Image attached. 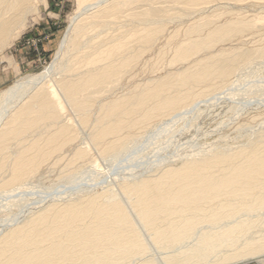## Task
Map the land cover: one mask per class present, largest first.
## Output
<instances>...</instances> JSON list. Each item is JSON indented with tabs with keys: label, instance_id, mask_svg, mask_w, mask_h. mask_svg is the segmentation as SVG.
Listing matches in <instances>:
<instances>
[{
	"label": "bare ground",
	"instance_id": "1",
	"mask_svg": "<svg viewBox=\"0 0 264 264\" xmlns=\"http://www.w3.org/2000/svg\"><path fill=\"white\" fill-rule=\"evenodd\" d=\"M36 1L0 0V51L34 12ZM77 2L59 46L58 57L65 49L69 54L60 79L52 78L55 60L46 71L0 93L4 197L26 185L77 139L70 110L78 114L81 126L91 124L89 143L99 156L123 161L156 120L169 117L166 123H172L223 96L236 83L232 78L264 64L263 47L213 51L197 58L261 25L242 18L222 25L205 20L194 23L188 33L206 35L189 38L176 51L173 61L188 66L115 98L135 61L168 24L226 4L264 5V0ZM96 111L93 119L88 113ZM14 146L17 151H12ZM76 151L73 162L88 161V151ZM91 166L98 168L97 162ZM86 173L84 166L74 167L66 181L88 177ZM118 189L117 200L104 190L89 198L49 202L25 221L15 220L16 225L0 234V264H264V132L245 149L189 158L149 177L128 178Z\"/></svg>",
	"mask_w": 264,
	"mask_h": 264
},
{
	"label": "rangeland",
	"instance_id": "2",
	"mask_svg": "<svg viewBox=\"0 0 264 264\" xmlns=\"http://www.w3.org/2000/svg\"><path fill=\"white\" fill-rule=\"evenodd\" d=\"M35 3L34 12L26 17L21 26L12 31L8 44L0 51V93L22 78L46 71L55 60L56 67L53 69L52 78L58 80L62 76L61 69L69 54L65 49L58 57L59 46L71 26V17L78 10V2L37 0ZM241 18L258 21L257 23L261 25L257 24L256 29L244 33L243 36L241 34L231 40L225 39L223 43L201 53L197 58L210 55L213 51L216 53L242 48L246 50L264 48V5L248 2L240 5L226 4L221 8L210 9L203 16H193L168 24L162 36L135 61L114 93L115 98L127 93L133 94L137 88H145L148 84L164 79L169 74L188 66V62L175 63L173 60L182 42L206 35V32L190 35L188 29L194 23L210 20L215 25H222L226 21ZM242 75L238 77L239 79L235 77L231 79V82L236 83L220 98L205 102L206 105L200 104L196 110L172 123H166L169 122V117L156 120L150 133L138 138L140 143L131 154L124 157L123 161L99 156V152L89 143L91 124L88 128L81 126L78 114L70 110L68 116L72 118L71 123L77 139L72 141L65 151L56 154L52 161L43 165L26 185L8 196L0 195V234L16 225L15 220L20 218L22 219L20 222L25 221L33 212L42 209V205L50 204L49 202L89 198L92 194L102 193L104 190L112 191L113 193L109 194L110 199L117 200L121 193L119 185L128 178L149 177L167 167H179L189 158L245 149L264 132V64L252 67ZM104 102H108V99ZM88 114L95 119L98 111ZM78 148L88 151V161L73 162V156ZM17 150L18 146H14L12 151ZM192 153L196 154L195 157ZM91 161L97 162V169L91 166ZM82 166L89 176L76 177L73 181L67 182V171ZM100 174L103 178L101 180L98 179ZM64 184H67V187H64Z\"/></svg>",
	"mask_w": 264,
	"mask_h": 264
}]
</instances>
